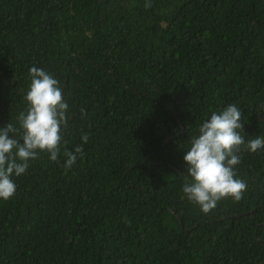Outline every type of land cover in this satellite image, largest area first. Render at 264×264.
I'll use <instances>...</instances> for the list:
<instances>
[{
  "label": "trees",
  "instance_id": "16d2710c",
  "mask_svg": "<svg viewBox=\"0 0 264 264\" xmlns=\"http://www.w3.org/2000/svg\"><path fill=\"white\" fill-rule=\"evenodd\" d=\"M146 2L0 0V128L31 67L69 106L58 160L0 200V264H264V148L238 153L240 201L205 214L182 190L212 112L234 103L245 142L264 138V0Z\"/></svg>",
  "mask_w": 264,
  "mask_h": 264
},
{
  "label": "clouds",
  "instance_id": "9594fccd",
  "mask_svg": "<svg viewBox=\"0 0 264 264\" xmlns=\"http://www.w3.org/2000/svg\"><path fill=\"white\" fill-rule=\"evenodd\" d=\"M145 7H151L150 0ZM29 75L31 83L24 97L27 108L16 118L19 128L11 122L0 128V200L4 201L16 194L13 175L19 177L26 173L30 161L38 159L40 153L48 154L51 161L58 160L61 128L68 123L69 106L58 80L37 67H31ZM242 133V111L236 104H229L222 111L212 112L185 151L187 176L182 190L205 214L215 209L222 199L240 201L246 191L247 185L236 171L240 163L238 153L242 148L250 152L264 148V138L257 136L246 143ZM81 139L86 143L88 135L84 134ZM82 155V145L74 152L65 151V169L70 170Z\"/></svg>",
  "mask_w": 264,
  "mask_h": 264
}]
</instances>
